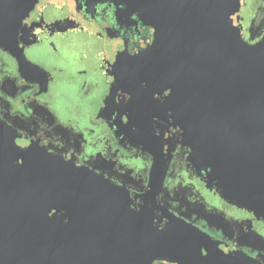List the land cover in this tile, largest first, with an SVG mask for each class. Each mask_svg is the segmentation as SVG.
I'll list each match as a JSON object with an SVG mask.
<instances>
[{"label":"water","instance_id":"obj_1","mask_svg":"<svg viewBox=\"0 0 264 264\" xmlns=\"http://www.w3.org/2000/svg\"><path fill=\"white\" fill-rule=\"evenodd\" d=\"M84 1L110 3L152 29L144 51L116 58L115 85L133 94L144 83L148 116L165 110L207 186L264 220V33L254 42L242 36L243 0ZM37 2L0 0V48L19 64L17 31ZM163 91L159 104L153 95ZM136 105H122L124 114ZM14 139L0 124V264H259L224 254L183 221L156 225L154 197L167 170L160 154L133 208L123 188L36 159Z\"/></svg>","mask_w":264,"mask_h":264},{"label":"flooded vegetation","instance_id":"obj_2","mask_svg":"<svg viewBox=\"0 0 264 264\" xmlns=\"http://www.w3.org/2000/svg\"><path fill=\"white\" fill-rule=\"evenodd\" d=\"M263 33L264 19L242 27L249 42ZM152 34L135 15L119 13L110 3L88 7L84 0H38L16 35L26 63L0 48V124L13 132L19 148L32 147L36 159L123 188L133 208L148 190L152 154H160L167 170L154 197L156 225L183 221L224 254L264 264V220L227 204L207 186L204 167L190 161L181 130L165 110L148 116L144 83L133 94L115 85L116 58L144 51ZM167 94L153 99L160 104ZM131 99L136 108L124 114L122 105Z\"/></svg>","mask_w":264,"mask_h":264},{"label":"rangeland","instance_id":"obj_3","mask_svg":"<svg viewBox=\"0 0 264 264\" xmlns=\"http://www.w3.org/2000/svg\"><path fill=\"white\" fill-rule=\"evenodd\" d=\"M262 4V0H243L239 13L242 27L258 25L264 19V13L259 9ZM262 8L264 9V7ZM244 35L247 36L246 33Z\"/></svg>","mask_w":264,"mask_h":264}]
</instances>
